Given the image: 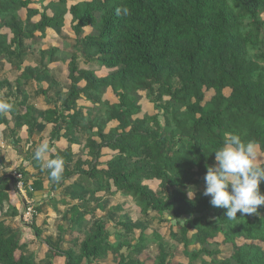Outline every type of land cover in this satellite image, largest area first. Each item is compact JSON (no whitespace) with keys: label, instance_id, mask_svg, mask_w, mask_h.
I'll use <instances>...</instances> for the list:
<instances>
[{"label":"trees","instance_id":"trees-1","mask_svg":"<svg viewBox=\"0 0 264 264\" xmlns=\"http://www.w3.org/2000/svg\"><path fill=\"white\" fill-rule=\"evenodd\" d=\"M65 27L73 31L78 52L98 67H80L76 53L64 57L68 90L50 94L59 82L46 61L60 49L39 50V64L23 62L31 43L46 37L49 28ZM86 27L91 31L85 33ZM0 59L16 72L15 78L0 77V99L13 105L0 116L9 143L18 146L23 126L30 136L50 125L51 146L65 139L87 150L75 161L69 146L50 153L65 161L59 183L39 169L51 190L75 176L94 184L68 212L70 229L78 226L84 234L75 247H52L35 225L37 213L33 216L29 226L48 246L39 254L43 264H54L57 257L64 264H98L112 251L114 264H184L160 232L146 236L149 217L163 224L169 238L181 240L186 264H264V206L259 215L238 212L230 221L226 209L213 207L203 195L207 166L215 163L225 133L255 141L257 163L264 166V0H0ZM28 80L49 107L28 103ZM140 92L156 111L141 110ZM16 171L26 196L34 199L43 190L42 179L23 167ZM12 172L0 173V204L11 191L18 195L20 210L9 211L16 216L24 200L12 190L17 181ZM259 191L264 194V181ZM105 193L127 196L144 218L134 243L124 237L133 226L122 221L123 233L110 242L102 214L87 230L89 215L104 209ZM5 224L0 221V264H36L26 255V243ZM152 241L157 252L146 259L142 255ZM191 245L199 248L188 249ZM221 247L230 248L229 256L220 257Z\"/></svg>","mask_w":264,"mask_h":264},{"label":"crops","instance_id":"crops-1","mask_svg":"<svg viewBox=\"0 0 264 264\" xmlns=\"http://www.w3.org/2000/svg\"><path fill=\"white\" fill-rule=\"evenodd\" d=\"M63 29L69 28L65 27ZM88 29L91 30L90 27H86L85 33L90 32L88 31ZM69 31L72 30L69 29ZM41 40L43 42L52 40L51 28L47 30V36L42 38ZM51 45L54 47H58L57 44L52 43L50 45L48 44L42 47L41 49L52 47ZM28 52L30 56L26 57L23 62V65L39 64L40 56H35V58H32L33 51L30 49L28 50ZM63 58L64 57L58 60L56 59V56H54L46 61L50 68L51 77H53L58 82L59 78L57 76L60 70L66 71L65 80L67 81L68 71L65 67L64 62L62 61ZM7 73L10 75L11 78L16 77V72L10 68L9 64L6 63L5 60L0 59V77H3ZM47 81H49V79ZM33 88V81L28 80L26 87L27 92L29 94L28 103L33 104L39 110L46 109L47 107H49V104L45 102L43 96L34 94ZM58 90L65 93L67 92L68 88L64 87V85L53 87L51 89L50 94H53ZM5 95L6 91L3 89V91H1V96L4 97ZM78 104L80 105V102H78ZM84 104L88 105V102H85ZM58 105L60 104L58 103ZM52 129V126L47 125L43 131L33 132L30 136H28L26 126H23L18 130L20 143L18 144V146L15 147L9 143L8 132L5 125L0 124V156L3 158V161L0 164V173H2V171H16V169H18L19 167H23L27 175H36L42 179L44 183L43 190L36 191L33 199L38 207L37 215L35 217V225L41 228L44 238L48 240L49 244L52 247H56L57 245H59L61 249L65 250L70 247H75V245L79 241H81L84 236L83 232H79L80 227L77 226L73 230L70 229V214L68 212L73 205L81 204V200L77 198L78 196H88L87 185L90 184L89 186L93 188L92 186L94 184L93 182L90 183V181H86L85 179L75 176L70 179H67L57 189H48V180L46 174L44 172L40 174L38 173L39 169H42V167L33 159V157L31 159H29V157L33 155L35 148L41 142L47 141L51 146L50 139ZM85 137V135L81 134L80 140L83 142ZM52 143H54L53 146H51L53 149L57 148L62 150L64 147L69 146L71 148L73 161L77 160L87 152V150L83 146V143L68 144L65 139H60L57 141L54 140ZM108 195L112 196L110 194ZM20 197L22 196L20 195ZM87 205L89 206L90 203ZM11 206H16L17 208H19V210L22 206V199H20L19 196L13 193L12 191L10 192L8 200H5L2 202V204H0V221L4 220L6 223L5 225L9 228L10 233H15L19 236L20 240L26 243V255L30 257L36 264H43L45 260L43 259V257H40L39 254L43 255L45 253L46 248H48L47 244L37 239L36 236H34L31 227L22 221V212H19V214L16 216L10 215L9 211L11 210ZM102 211L103 210L99 212L95 211L94 214H91L92 216L89 215L90 224L88 225L87 230H89L93 222L97 220V215L100 216V214H102ZM59 227H63L64 231L59 230ZM190 232H192V230H190ZM109 241L112 242L110 239ZM113 242H115V238ZM132 243H134V241H132ZM111 253L114 254V252L112 251L108 255H110ZM98 262L102 264L101 260H99ZM54 264H64V260L60 257H57L54 260ZM94 264H97V260Z\"/></svg>","mask_w":264,"mask_h":264},{"label":"clouds","instance_id":"clouds-1","mask_svg":"<svg viewBox=\"0 0 264 264\" xmlns=\"http://www.w3.org/2000/svg\"><path fill=\"white\" fill-rule=\"evenodd\" d=\"M123 12L127 15L129 10L125 7ZM120 13L121 9L117 8L116 14ZM12 108L10 102L0 99V116L7 115ZM54 151L47 141H43L33 153V159L47 170L53 184L62 180L65 166L62 157L50 156ZM214 153L215 163L207 166L204 177L203 195L210 197L213 207L226 209L227 220L238 219V212L240 217L259 215V208L264 206V194L259 191L260 183L264 181V166L257 163L256 142H245L239 134L225 133L223 145ZM188 196L190 198L189 191Z\"/></svg>","mask_w":264,"mask_h":264},{"label":"rangeland","instance_id":"rangeland-1","mask_svg":"<svg viewBox=\"0 0 264 264\" xmlns=\"http://www.w3.org/2000/svg\"><path fill=\"white\" fill-rule=\"evenodd\" d=\"M74 3V2H73ZM39 6V4L37 3ZM20 14L24 16V10H20ZM88 31H91L88 29ZM52 32V40H48L46 42H43L42 40H39L37 43H31V50L32 52V58H35L37 55V52L39 49L41 50L42 47L46 45H50L52 43L57 44L58 49H60V52L58 56H56V59L60 60L62 57L70 58V56L73 53H76L78 55V64L80 67L83 68H94L97 69L98 65L96 63H88L84 56L78 52V46L76 45V41L73 39V32L69 31V29H60V28H51ZM48 43V44H47ZM52 46V45H51ZM2 71V69H1ZM66 71L60 70L58 72V78H59V86H63L68 88L67 81L65 80ZM2 76V74H1ZM12 86V85H11ZM65 89V88H64ZM138 105L140 106L142 111H154V106L152 102H150L146 96L145 92L139 93L138 98ZM156 111V110H155ZM260 161L264 162V155L260 154ZM13 173V172H12ZM109 193H105V196L103 198L104 203V209L102 211V215L106 219V228L109 233V239L113 242L116 234L123 233V229L121 228V225L119 221H122L123 223H128L133 226V231L130 232L128 235L124 236L127 240L130 241H136L138 238V235L140 233L139 225L141 224V220L144 221V218L142 215L138 212L135 203H133L127 196L125 195H112L109 196ZM190 195H192V192L190 191ZM120 205V208H119ZM116 209H120L117 210ZM122 211V212H121ZM100 219V216L97 215V220ZM115 222V223H114ZM163 225V224H162ZM162 225H158L155 221H152V219L149 217V220L147 222V227L144 231L147 237L153 238L154 234L156 232H160L162 237L165 240V243L170 251H173L179 261L186 264L188 262L186 255L183 253V243L179 238L171 239L168 236V233L163 230ZM191 233V232H190ZM198 249V245H191L188 247V249ZM147 250L144 252L142 257H146V259H152L156 252H157V244L153 241L149 243ZM126 250V248H124ZM221 254L220 257H227L230 253L229 247H221ZM102 264H114V254L108 255L106 260L101 261ZM100 264V262H98Z\"/></svg>","mask_w":264,"mask_h":264},{"label":"built area","instance_id":"built-area-1","mask_svg":"<svg viewBox=\"0 0 264 264\" xmlns=\"http://www.w3.org/2000/svg\"><path fill=\"white\" fill-rule=\"evenodd\" d=\"M12 175L17 179L12 186V190L21 195L24 200V208L21 214V219L24 223L29 225L33 220V216L37 213L35 202L33 199L26 196V189L20 180V174L17 171H13ZM28 188L31 189L30 187Z\"/></svg>","mask_w":264,"mask_h":264}]
</instances>
